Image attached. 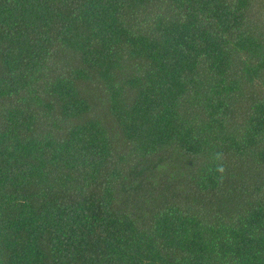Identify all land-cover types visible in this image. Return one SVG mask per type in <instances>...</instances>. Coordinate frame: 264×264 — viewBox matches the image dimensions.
Listing matches in <instances>:
<instances>
[{
	"label": "trees",
	"instance_id": "1",
	"mask_svg": "<svg viewBox=\"0 0 264 264\" xmlns=\"http://www.w3.org/2000/svg\"><path fill=\"white\" fill-rule=\"evenodd\" d=\"M0 264H264V0H0Z\"/></svg>",
	"mask_w": 264,
	"mask_h": 264
}]
</instances>
